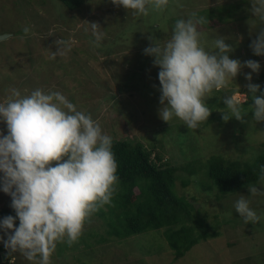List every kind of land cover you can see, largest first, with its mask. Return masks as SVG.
<instances>
[{
  "label": "rangeland",
  "instance_id": "1",
  "mask_svg": "<svg viewBox=\"0 0 264 264\" xmlns=\"http://www.w3.org/2000/svg\"><path fill=\"white\" fill-rule=\"evenodd\" d=\"M253 3L254 0H169L167 8L163 11L150 10L148 15H132L131 9L114 4L112 0H81L79 10L68 15L53 14L51 8L59 9L60 7L51 0H0V35L5 36L0 40V102L10 96L13 88L18 89L22 95L36 88L46 92L57 90L73 102L78 110L90 113L101 125L104 133L113 139L123 138L133 143H141L150 153L151 158L159 157V163L172 165L171 162L180 160L178 165H184L194 156H197L202 164L211 156L232 161L251 160L252 154L264 148V146L261 147V144H264V121L254 119L249 104L242 105V110L246 113L242 114L240 120L235 117L227 121L217 119L218 116L222 117L223 111L226 110L221 98L223 90L227 96L231 91H236L237 94L230 96H242L241 93H244L247 95V100H252L246 87L249 81L245 79V73L251 72L247 67L242 68L233 78L234 87L228 84L220 89V92L214 90L208 94L205 102L212 109L210 115L213 118L202 122L200 127L194 130L187 128L184 122L177 118L172 119L177 121L179 125L177 129L172 127L170 121L168 123L164 121V125L160 126H148L143 122L144 120H136L132 108L126 107L120 97L117 99V96L115 98L112 96L116 94L114 80L118 73L126 79L132 72L143 71L138 61L129 66L126 65V61L131 56L130 51H136V55H142L141 50L152 43L150 38L148 45L142 42L145 37L153 38L155 32L153 34L148 31L156 29L158 34H165L158 37L159 42L163 44L170 39L176 18H187L192 12L201 15V10L205 12L211 7H214L215 15L213 17L212 14V18L215 20L207 19L208 23L199 27L204 46L211 48L214 39L220 36L233 47V51L229 53L230 58L239 59L241 62L248 59L258 61L260 70L252 73L251 82L261 86L264 79V56L255 55L250 48V43L255 39L259 27L264 25H260L254 16ZM160 16L163 18L160 19ZM215 21L220 23L217 24ZM91 22L99 24L104 33L99 47L92 42L94 37L88 25ZM135 22L137 27L129 31V28L136 26ZM25 27L29 28L27 33L23 31ZM139 33L145 36L142 38ZM154 36L157 37L156 34ZM60 41L67 43L61 44ZM28 54L36 58L38 62L35 60L36 63H31L27 60ZM18 64L21 67L26 66L25 72L33 70L32 74L23 73L24 75L19 77L20 73L17 70L19 67L16 68ZM154 67L153 72L149 71V74L154 76L157 79L156 83L159 84L157 78L159 69L158 66L154 65ZM115 72L117 75L113 79ZM137 78L134 79L131 88L138 87L144 79L142 75ZM146 78H149V75H146ZM24 79H28L29 83L24 84ZM156 94L159 98L160 92L157 91ZM256 95H260L259 90ZM122 99L126 97L122 96ZM133 101V109L138 113L139 108L142 109L147 104L142 96L138 102L134 98ZM119 114L121 123L111 126L109 120ZM162 121L159 118L158 123ZM180 129L184 130L178 135L181 145L191 144L189 159L184 158L183 155L180 156L178 147L170 141V135L168 136V132L174 134ZM0 131L6 132L2 121H0ZM162 137L164 145L159 147L156 143L158 144ZM240 148H246L245 155H239ZM199 174H202V171ZM196 177V175L191 176V179ZM257 187L264 188V181L257 183ZM176 189L179 192L187 193L188 191L191 195L195 192L200 193L199 198L191 202L195 207L205 210L207 222L215 225V231L218 233L216 237L195 245L183 258L174 260L172 252L166 247L164 241H161L163 239L160 234L154 232H150L154 234L153 237L147 233L131 237L124 242L110 239L97 243L95 234H102V222L93 213L85 222L78 240L70 244L71 248L65 249L61 255L54 251L50 257V264H256V261L264 262V194L252 195L246 188L216 201L212 196L214 191L206 193L201 187L193 184L182 188L177 181ZM239 195H245L250 200V207L259 216L257 222H245L234 210V202ZM10 201V196L0 191V210L11 212L13 209L10 207ZM215 215H219L217 220L214 218ZM0 235L3 233L0 232ZM66 239L65 237L62 241L66 242ZM0 246L4 257L0 259V264H38V261H29L19 252L9 253L2 243ZM5 255L8 258L7 261Z\"/></svg>",
  "mask_w": 264,
  "mask_h": 264
},
{
  "label": "clouds",
  "instance_id": "2",
  "mask_svg": "<svg viewBox=\"0 0 264 264\" xmlns=\"http://www.w3.org/2000/svg\"><path fill=\"white\" fill-rule=\"evenodd\" d=\"M112 2L133 10V15L163 11L169 4V0ZM252 11L264 25V0H254ZM205 23L207 17L192 12L175 20L170 39L161 44L150 38L152 43L143 49L159 69V118L167 123L177 118L187 128L198 129L212 110L205 102L208 94L225 88L247 67L251 70L245 79L249 81L246 87L253 101V117L264 121V89L251 82L260 63L230 58L233 47L220 36L206 48L199 31ZM88 25L92 42L99 47L102 28L96 22ZM23 31L27 33L29 28ZM250 48L255 55L264 56V26L259 27ZM258 90L260 95H256ZM241 94L223 97V120H240L246 113L242 105L247 95ZM0 121L6 127V132L0 131V191L10 196V207L15 211V216L0 218V243L9 253L19 252L29 261L50 264L57 242L65 237L69 245L77 241L87 219L101 205L111 203L119 183L113 139L90 113L78 110L57 90L36 88L22 95L13 88L0 102ZM259 176L264 180V164L259 165ZM248 192L264 194V188L253 184ZM234 210L245 222L259 220L245 195L236 199ZM15 220L19 221L17 226Z\"/></svg>",
  "mask_w": 264,
  "mask_h": 264
},
{
  "label": "trees",
  "instance_id": "3",
  "mask_svg": "<svg viewBox=\"0 0 264 264\" xmlns=\"http://www.w3.org/2000/svg\"><path fill=\"white\" fill-rule=\"evenodd\" d=\"M51 1H54V3L56 2L57 6L60 7L59 9L57 7L51 8L53 14H68L75 12V10H79L81 4V0ZM201 12V16L207 17L210 21L215 20L212 18V14L213 17L215 15L214 7L206 9L205 12L201 10ZM130 14L133 15V10H131ZM162 18L163 17L160 19ZM219 20L222 21V19ZM132 21L134 22V20ZM215 22L217 24L220 23L217 21ZM136 24L137 22H135L134 25ZM204 25L205 24L201 26ZM136 27L137 25L129 28V31H133ZM154 32L157 37L154 36ZM157 32L156 29L148 31V33L154 34L152 36L154 39H158L160 35H165L158 34ZM139 36L142 37L145 36V34L139 33ZM145 38L142 42L148 45V40H150L149 38L151 37ZM143 49L141 50L142 55H136V51H130L129 53L131 56L126 61V65L128 66L138 61L143 71L132 72L126 79L122 78L119 73L117 75L115 72L113 79L117 75L116 80H114L116 94H114L115 96H112V98L117 96L118 99V97H120L126 107L130 106L132 108L136 120H144L143 122H145L146 125L148 124V126L155 127L154 125H164V121L158 123V109L160 104L156 92L159 91V84L156 83L157 79L149 74V71L153 72L155 69L152 64L153 57L145 55ZM27 57V60L31 63L38 62L36 58L29 54ZM17 67H19L20 70ZM24 67L26 66L23 65L21 67L19 64L16 66L20 73L18 75L19 77L24 75L23 73H27L28 75L32 74L33 70L25 72L26 69ZM141 75L144 77L141 84L136 88H131L130 86L133 84L134 79H138L137 77L140 78ZM146 75H149V78H146ZM262 81L261 88L264 89V79H262ZM23 83L27 84L29 80L24 79ZM228 84L234 87L231 80ZM218 92H220V90H218ZM233 93H236V91H231L228 95H232ZM221 95V98H223L227 96V93L223 90ZM122 96L126 97V99L123 100ZM141 96L147 104L144 106L145 109L143 106L142 109L139 108L138 113L133 109V98L138 102ZM251 103L252 100H247L245 102L246 105H250ZM210 116L208 120H212L213 116ZM217 119L221 120L222 117L218 116ZM109 122L111 126L119 125L121 123L120 114L109 120ZM170 122H172V127L174 129H177V127L179 128L176 120H171ZM182 131L184 130L180 129L174 134L168 132V136L170 135V141L178 147L180 156L183 155L185 156L184 158L187 159L189 157V151L192 150V148H190L191 144L184 146V143L181 145V142L178 140V135ZM163 140V137L160 138L156 145L159 147L163 146ZM262 146H264V144H261V147ZM112 148L118 164L116 174L119 177V183L111 199V203L101 205L93 214L102 222V234H95L97 235L96 242L102 243L110 239L116 242H124L139 234L149 233L150 237H153L154 234H150V232H154L155 234L159 233L163 239L161 241H164L166 247L172 252L174 260L183 258L195 245L206 242L208 239H212L218 235L215 231L216 226L207 222L205 210L200 207H195L191 202L196 201L200 193L195 192L194 195H191L188 191L187 193L185 191L179 192L176 189L177 181H179L182 188H187L190 184H193L201 187L206 193H212L214 191L212 196H214L216 201L232 196L248 188L250 185H257L260 181H264L259 176V165L264 164V148H261L258 153L255 152L256 154H252L251 160L248 161H239L240 159L232 161L229 159H222L219 156H211L202 164L201 160H199L197 156H194L193 159L189 160L184 165H178L180 160L171 162L172 165L168 163H159V157L155 156L151 158L149 155L150 153L143 148L141 143H133L131 140L123 138L113 139ZM245 151L246 148H240L238 153L239 155H245ZM200 171H202V174H199ZM195 175L197 177L191 179V176ZM205 198L207 199V196H205ZM5 215L15 216V211L11 210V212H9L8 210L1 209L0 218ZM218 217L219 215H215V220H217ZM18 223L19 221L15 220L14 226H17ZM68 245L69 244L62 240L57 242L55 248L56 253L61 255L65 249H70L71 246ZM1 252H3V250L0 246V253ZM7 260L8 258L6 257V261ZM256 264H264V262L261 263L256 261Z\"/></svg>",
  "mask_w": 264,
  "mask_h": 264
},
{
  "label": "water",
  "instance_id": "4",
  "mask_svg": "<svg viewBox=\"0 0 264 264\" xmlns=\"http://www.w3.org/2000/svg\"><path fill=\"white\" fill-rule=\"evenodd\" d=\"M4 38H5V36L0 35V40L1 39H4ZM0 259H3V256L2 255L0 256Z\"/></svg>",
  "mask_w": 264,
  "mask_h": 264
}]
</instances>
